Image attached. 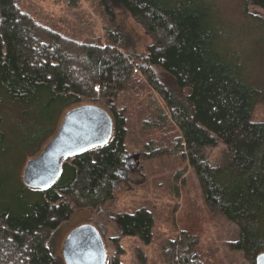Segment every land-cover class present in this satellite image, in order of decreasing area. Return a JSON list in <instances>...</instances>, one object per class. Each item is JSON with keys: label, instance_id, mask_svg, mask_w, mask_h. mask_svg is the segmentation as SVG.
I'll return each mask as SVG.
<instances>
[{"label": "trees", "instance_id": "1", "mask_svg": "<svg viewBox=\"0 0 264 264\" xmlns=\"http://www.w3.org/2000/svg\"><path fill=\"white\" fill-rule=\"evenodd\" d=\"M66 1L77 9L82 0ZM117 1L155 41L141 63L123 51L112 31L107 42L80 36L35 18L18 0H0V95L15 107L42 106L55 126L61 113L56 109L77 99L106 100L120 108L124 99L149 87L167 114L155 107L144 128L163 131L169 122L179 138L169 143L194 170L206 206L240 229L232 249L256 264L264 255V123L253 121L260 82L226 46L221 24L204 0ZM245 1L264 11V0ZM254 21L264 44V19ZM259 59L264 62V49ZM151 98L155 106L158 101ZM114 111L113 139L66 162L61 183L35 190L22 185L11 203L0 204V259L6 264H54L46 244L51 233L76 209H100L113 201L128 135L125 110ZM8 142L0 118V147ZM220 143L227 149L214 164L204 150ZM163 149L146 147L154 158L167 155ZM118 227L126 237L147 246L153 242L155 219L145 208L121 215ZM198 246L199 239L184 232L168 243L165 260L205 264ZM140 261L146 264L142 251Z\"/></svg>", "mask_w": 264, "mask_h": 264}, {"label": "rangeland", "instance_id": "2", "mask_svg": "<svg viewBox=\"0 0 264 264\" xmlns=\"http://www.w3.org/2000/svg\"><path fill=\"white\" fill-rule=\"evenodd\" d=\"M18 1L35 18L80 36H94L107 42L108 33L112 31L123 51L138 63L144 60L155 44L153 37L117 0H82L77 9H71L66 0ZM204 1L212 7L221 24L226 46L242 59V65L250 66L254 80L260 82L263 88L253 121L264 123V62L259 59L264 44L261 32L254 24V18L264 19V11L245 0ZM142 80H145L144 77ZM144 88L143 92L133 94L120 103V108L124 109L106 100L86 99H77L65 109L58 107L56 111L61 113L54 121L55 126L48 120L42 106L15 107L0 95V118L9 136V142L0 147V204L11 203L10 196L22 185L37 189L31 187L34 183L27 174L30 173L29 165L38 160L56 140L66 117L83 108L101 110L112 120L111 141L115 135L114 108L125 110L127 154L125 165L113 183V201L100 209H76L67 222L51 233L46 244L54 264H65L63 245L67 237L85 225L99 231L105 245L106 264H114L116 260L121 264H141L140 251L145 255L146 264H168L164 257L165 249L169 242L179 239L184 232L199 239L198 253L205 264H251L242 251L232 249V245L240 239L239 227L225 216L208 209L194 170L179 152H174L169 142L179 139L177 132L169 126V122L163 131L144 128V121L154 116L155 107L158 113L160 109L167 114L157 93L147 86ZM150 96L158 101L155 106ZM95 129L98 130L93 125L78 129L71 133L70 138ZM149 144L165 148L163 150L167 151V155L150 157L146 150ZM226 149L224 143H220L204 151L210 162L217 164L224 157ZM136 157L134 162L127 164ZM73 159L66 162L70 163ZM63 167L59 178L51 186L60 181ZM34 171H31L32 174ZM26 175L29 184L25 182ZM10 177L14 180H10ZM68 178L65 177L63 182ZM41 185L39 189L46 188V184ZM141 208L151 211L155 219L154 239L149 246L137 237L124 236L118 227L121 215L133 214ZM8 263L14 264V261ZM0 264H6V261L0 259Z\"/></svg>", "mask_w": 264, "mask_h": 264}, {"label": "water", "instance_id": "3", "mask_svg": "<svg viewBox=\"0 0 264 264\" xmlns=\"http://www.w3.org/2000/svg\"><path fill=\"white\" fill-rule=\"evenodd\" d=\"M91 125L98 130L70 138L71 133ZM112 128L111 118L94 107L83 108L66 117L56 140L38 160L29 165L30 173L27 174H30L34 183L31 187L39 189L43 186L41 184H46V188L50 187L59 178L62 166L67 160L107 144L112 136ZM136 159L137 157L132 158L127 164ZM33 170L35 171L32 174ZM25 182L30 183L27 175ZM63 257L65 264H106L105 245L99 231L89 225L75 229L63 245ZM256 264H264V255L257 259Z\"/></svg>", "mask_w": 264, "mask_h": 264}]
</instances>
